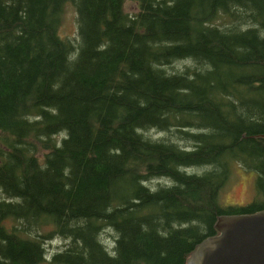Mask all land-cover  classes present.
<instances>
[{"label": "trees", "instance_id": "16d2710c", "mask_svg": "<svg viewBox=\"0 0 264 264\" xmlns=\"http://www.w3.org/2000/svg\"><path fill=\"white\" fill-rule=\"evenodd\" d=\"M135 1L0 0V264H185L264 209V0ZM236 163L256 197L223 204Z\"/></svg>", "mask_w": 264, "mask_h": 264}, {"label": "water", "instance_id": "95a60500", "mask_svg": "<svg viewBox=\"0 0 264 264\" xmlns=\"http://www.w3.org/2000/svg\"><path fill=\"white\" fill-rule=\"evenodd\" d=\"M214 228L215 233L195 245L185 264H264V209L221 214Z\"/></svg>", "mask_w": 264, "mask_h": 264}, {"label": "rangeland", "instance_id": "374dc122", "mask_svg": "<svg viewBox=\"0 0 264 264\" xmlns=\"http://www.w3.org/2000/svg\"><path fill=\"white\" fill-rule=\"evenodd\" d=\"M124 6H125L124 9L128 11V13H133L137 10V2L135 0H125ZM58 31L60 32L61 35L71 37L72 39H75V36L77 35L76 11L74 6L70 2L66 3V5L64 6V10L62 13V20L58 28ZM184 62H187V60L176 61L175 63L171 64L172 65L171 68L175 70L181 69L184 65L183 64ZM144 132L145 135L147 136L149 135L152 138H159L166 135L165 131L155 128L145 130ZM63 134L64 132H59V134H57V137L62 136ZM177 142L182 144L180 140H177ZM185 142H187V140L183 141L184 145L191 144ZM188 168L190 169V167ZM191 169L198 170L201 169V166H193L191 167ZM255 179H256L255 171L249 168H245L239 163H236L232 168V173L230 175L229 180L220 191V202L228 205L246 204L252 202L256 197ZM164 180H168V179L166 177H154V178H149L147 182L149 185L157 187L159 184L165 182ZM0 193L3 192L0 191ZM101 231L102 233H100L99 235L101 236L100 238H103V240L106 239L105 241H110L112 243L113 240L112 234H114L113 230L107 227V229L102 228ZM51 234L52 236H48L45 239V246L47 248L46 252L48 255L54 253L57 250L62 249L65 243L69 242V238H67L65 235L58 234L56 232H52ZM42 264H48V263L44 261Z\"/></svg>", "mask_w": 264, "mask_h": 264}]
</instances>
